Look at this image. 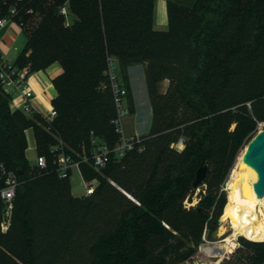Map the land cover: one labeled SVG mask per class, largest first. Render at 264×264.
<instances>
[{
	"label": "trees",
	"instance_id": "16d2710c",
	"mask_svg": "<svg viewBox=\"0 0 264 264\" xmlns=\"http://www.w3.org/2000/svg\"><path fill=\"white\" fill-rule=\"evenodd\" d=\"M156 1L20 4L14 20L27 42L13 66L33 74L58 63L63 73L53 81L51 122L13 111L0 83V161L23 172L6 233L0 202V264H184L218 230L227 205L222 185L256 122H264V0H198L190 8L170 1L166 31L154 28ZM10 7L0 0V20ZM108 58L128 91L130 113L129 70L145 67L153 117L132 151L120 160L112 155L97 171L93 140L110 149L120 141ZM30 129L47 159L43 173L26 157ZM60 145L80 162L84 181H98L92 195L75 197L71 176L59 178L53 148ZM202 166L208 174L196 189ZM198 190L212 196L210 211L202 195L185 206ZM239 240L250 252L239 251V264H264V242Z\"/></svg>",
	"mask_w": 264,
	"mask_h": 264
},
{
	"label": "built area",
	"instance_id": "2783aa9c",
	"mask_svg": "<svg viewBox=\"0 0 264 264\" xmlns=\"http://www.w3.org/2000/svg\"><path fill=\"white\" fill-rule=\"evenodd\" d=\"M4 1H8L11 4V7L9 16L0 20V26H4L9 21H15L14 17L17 16L20 4L24 0ZM61 14L65 16L67 20L66 25L69 26L70 21L67 6H64L61 9ZM106 76L109 81L116 108V117L112 123L115 126L117 133L120 135V141L114 149H110L106 144L101 143L98 140H93L92 144L94 145V152L91 161L93 168L97 171H100L107 166L112 155L119 160L123 159L128 152L132 151L136 147V144L140 142L141 138L137 135H125L123 119L126 117V115H128V113H130L127 104L128 91L120 80L117 72L116 62L112 58H108ZM0 83L2 89L6 93L11 95V93L15 92L21 97V103L17 105L13 111H21L28 116H32L34 114L42 115L49 122L53 121L57 116L56 110L54 108L48 114H43L39 111V109H37L34 104L35 94L27 83L26 75L23 71H18L13 65L9 64L1 53ZM180 146H183L182 142L179 143L178 147ZM53 151L57 153L55 156V164L59 178H69L74 169H78L80 172V162H76L71 156L66 155L63 151L62 145H60V147H54ZM84 161H88V158L85 157ZM32 165L38 172L43 173L47 170V159L44 156L37 155L34 164L32 163ZM19 177L20 175L8 170L7 167L0 161V202L4 207L1 230L4 233H6L10 228L14 202L18 190L22 184ZM84 184L86 191L85 196H90L94 193L96 187L98 186V181H84ZM187 205L188 201L185 202V206L190 208V206Z\"/></svg>",
	"mask_w": 264,
	"mask_h": 264
},
{
	"label": "crops",
	"instance_id": "0c3cea01",
	"mask_svg": "<svg viewBox=\"0 0 264 264\" xmlns=\"http://www.w3.org/2000/svg\"><path fill=\"white\" fill-rule=\"evenodd\" d=\"M174 2L179 6L193 7L198 0H157L154 6L153 23L157 31H166L169 25L168 19V2ZM27 39L23 34L21 26L15 21H9L4 26H0V53L4 59L11 65H14L18 55L26 45ZM142 66L141 70L145 77V67L143 65L132 66L129 70L132 92L136 107V90L134 86L133 70ZM26 75V80L29 87L35 94V106L43 114H48L53 109V100L58 96L57 90L53 84L56 77L63 73V68L56 63L45 71L28 74V70H22ZM169 82L164 81L160 85L161 93H165ZM11 109L14 110L17 105L21 103V97L17 93H11ZM151 128V127H150ZM150 131V130H149ZM149 133V132H148ZM145 136L147 134H139L136 131L129 134V136ZM28 147L26 150V157L31 163L30 159L35 161L38 155L35 134L32 129L26 132ZM32 164V163H31ZM34 164V162H33ZM82 177V176H81ZM83 180V178H82ZM84 183V180H83ZM73 193V191H72ZM74 195V194H73ZM75 196V195H74ZM85 196V195H84ZM77 197V196H75Z\"/></svg>",
	"mask_w": 264,
	"mask_h": 264
},
{
	"label": "rangeland",
	"instance_id": "374dc122",
	"mask_svg": "<svg viewBox=\"0 0 264 264\" xmlns=\"http://www.w3.org/2000/svg\"><path fill=\"white\" fill-rule=\"evenodd\" d=\"M142 66H139L138 68H135L133 70V78H134V86L136 90V112L135 113H128L126 117L123 119V125H124V130H125V135L129 136V134L133 132H137L139 134H148L151 124H152V109H151V104L149 100V95L147 92V85H146V80L145 77L142 73ZM126 107V106H125ZM264 129V122H256L255 129L248 134L246 139L244 140L241 148L239 149V152L237 154V157L235 159L233 167L230 169L229 174L225 178V181L222 185V190L226 194V200L227 204L232 198V193H233V187L235 182L239 178V173H238V164L240 163L242 156L245 153V150L248 146V143L255 137V135L260 132L261 130ZM178 150H182L184 147L180 146L177 147ZM31 163L34 162V159H30ZM71 185H72V191L73 194L77 197H82L85 195V184L83 183L81 174L78 169H74L72 171L71 175ZM201 190H198L192 197V202L188 201V205L190 207L196 206L199 201L201 200V197L206 196V192H202ZM202 195V196H201ZM190 204V205H189ZM227 206V205H226ZM261 209L264 211V201L260 205ZM225 211V209H224ZM224 214V213H223ZM232 230L230 228L229 224H219L218 230H217V238L213 239L209 237V234L207 233L204 236V239L202 243L200 244L199 248L197 249L194 257L184 263V264H239L240 256L243 254V252L239 251H244V253H250L249 251L246 250H241L242 249V243L238 239L237 245L235 249L230 250L220 261L217 258H212L210 255L202 252V248L204 246H208L211 244L219 243L226 238H228L232 234ZM245 238V237H243ZM247 239V238H245ZM248 240V239H247ZM250 241V240H249ZM264 242V241H262ZM219 262V263H218Z\"/></svg>",
	"mask_w": 264,
	"mask_h": 264
},
{
	"label": "bare ground",
	"instance_id": "6f19581e",
	"mask_svg": "<svg viewBox=\"0 0 264 264\" xmlns=\"http://www.w3.org/2000/svg\"><path fill=\"white\" fill-rule=\"evenodd\" d=\"M238 173L240 176L234 184L232 198L221 217L222 224H229L233 232L225 240L202 248V252L219 261L235 249L239 237L254 242L264 241V211L260 207L264 198H257L253 189L257 175L244 166L243 156L238 164Z\"/></svg>",
	"mask_w": 264,
	"mask_h": 264
},
{
	"label": "water",
	"instance_id": "95a60500",
	"mask_svg": "<svg viewBox=\"0 0 264 264\" xmlns=\"http://www.w3.org/2000/svg\"><path fill=\"white\" fill-rule=\"evenodd\" d=\"M243 164L245 167L252 169L257 175V182L253 184L254 192L258 199L264 198V129L258 132L255 137L249 142L245 153L243 155ZM208 174V168L202 166L196 176L194 187L199 188L204 183ZM18 175H23V172H18ZM205 210L212 209V196H205L204 198ZM219 224H222L221 218ZM217 231L213 233L212 238L216 239ZM242 237H239V239Z\"/></svg>",
	"mask_w": 264,
	"mask_h": 264
}]
</instances>
